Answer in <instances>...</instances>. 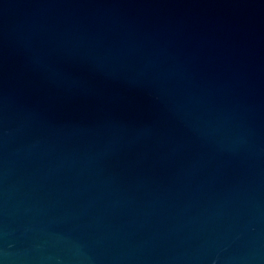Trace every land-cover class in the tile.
Segmentation results:
<instances>
[{"label":"water","instance_id":"1","mask_svg":"<svg viewBox=\"0 0 264 264\" xmlns=\"http://www.w3.org/2000/svg\"><path fill=\"white\" fill-rule=\"evenodd\" d=\"M0 264H264V0H0Z\"/></svg>","mask_w":264,"mask_h":264}]
</instances>
